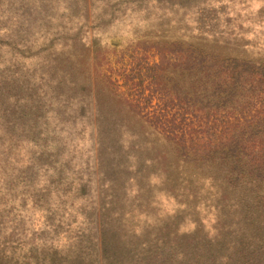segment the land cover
I'll return each mask as SVG.
<instances>
[{"label": "rangeland", "instance_id": "rangeland-1", "mask_svg": "<svg viewBox=\"0 0 264 264\" xmlns=\"http://www.w3.org/2000/svg\"><path fill=\"white\" fill-rule=\"evenodd\" d=\"M75 1L0 0V261L42 260L58 245L56 255L64 254L65 235L49 239L46 206L63 218L52 221L58 230L76 232L88 244L83 218L94 213L92 203L107 187L125 207V243L139 244L173 224L178 236L211 239L220 229L236 236L229 203L217 198L221 184L208 178H218L217 172L162 160L150 148L158 139L134 115L102 117L97 133L92 116L79 113L85 91L66 93L53 83L62 50L56 42L46 45L54 34L60 39L78 27L77 15L65 18L64 6ZM104 1L93 8L94 20L82 26L83 40L109 54L123 90L134 92L144 110L157 107L158 86L144 69L142 46L195 43L264 65V0H186L185 9L150 15L130 12L123 0L105 6ZM17 17L28 24L18 26ZM171 77L165 78L169 85L185 86L182 76Z\"/></svg>", "mask_w": 264, "mask_h": 264}, {"label": "trees", "instance_id": "trees-1", "mask_svg": "<svg viewBox=\"0 0 264 264\" xmlns=\"http://www.w3.org/2000/svg\"><path fill=\"white\" fill-rule=\"evenodd\" d=\"M101 1L76 0L64 6L65 18L77 15L79 25L60 39L54 34L48 40L47 49L56 42L62 50L54 64L53 83L66 93L85 91L79 113L82 118L92 116L97 133L102 117L134 115L158 139L159 145L151 143L150 148L162 160L217 172L218 178L211 174L208 178L221 184L217 198L228 201L226 209L237 235L220 229L211 239L178 236L173 224L150 238L141 232L139 244L125 243L128 237L121 238L125 207L115 190L107 187L98 191L94 213L83 218V231L90 232L88 244L76 232L58 230L52 221L60 224L63 218L53 216L55 210L46 206L43 217L52 232L49 239L65 235L64 254L56 255L58 245L52 256L42 260L29 256L27 264H264V65L195 43L158 41L142 46L144 69L151 71L158 86L157 107L144 110L134 92L123 90L109 54L83 40L82 26L94 20L92 10ZM123 1L130 12L150 15L173 7L185 9L186 0ZM27 22L17 17L18 26ZM166 76H182L185 86L178 81L169 85Z\"/></svg>", "mask_w": 264, "mask_h": 264}]
</instances>
